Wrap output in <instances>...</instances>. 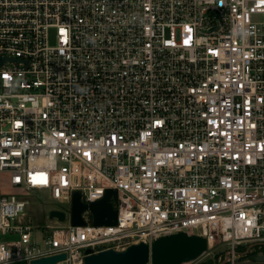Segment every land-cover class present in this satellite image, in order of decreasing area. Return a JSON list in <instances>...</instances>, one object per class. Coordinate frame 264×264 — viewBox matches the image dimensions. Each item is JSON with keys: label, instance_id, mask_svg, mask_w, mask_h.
Returning <instances> with one entry per match:
<instances>
[{"label": "built area", "instance_id": "1", "mask_svg": "<svg viewBox=\"0 0 264 264\" xmlns=\"http://www.w3.org/2000/svg\"><path fill=\"white\" fill-rule=\"evenodd\" d=\"M0 57V264L180 231L206 241L182 264L264 244V0H0ZM107 188L117 223L72 226V194ZM32 197L65 221L33 224Z\"/></svg>", "mask_w": 264, "mask_h": 264}, {"label": "water", "instance_id": "2", "mask_svg": "<svg viewBox=\"0 0 264 264\" xmlns=\"http://www.w3.org/2000/svg\"><path fill=\"white\" fill-rule=\"evenodd\" d=\"M4 57H0V65ZM117 200L115 189H105L104 195L97 200L84 202L79 192L72 194L69 222L72 226L85 224L82 214L88 211L93 225H115L117 223V209L114 203ZM50 218L65 221L62 210L51 209ZM206 249L205 239L196 234L175 232L163 235L150 244L140 241L131 243L125 248H106L94 252L92 248L84 250L83 264H182L200 256ZM65 253L51 254L34 258L29 264H57L65 260ZM264 261V253L257 256Z\"/></svg>", "mask_w": 264, "mask_h": 264}, {"label": "rangeland", "instance_id": "3", "mask_svg": "<svg viewBox=\"0 0 264 264\" xmlns=\"http://www.w3.org/2000/svg\"><path fill=\"white\" fill-rule=\"evenodd\" d=\"M54 29H49V38L48 41L50 44H53L55 41V33ZM7 174L5 172H0V177L6 178ZM67 205L68 203H53L47 204L42 199L32 197L31 198V204L26 209V218H30L32 220L33 224H37L41 227L44 226L45 223L50 221V217L47 214V211L51 207L61 208L67 211ZM55 223V222H53ZM45 230V229H44ZM6 237H16V236H6ZM246 247V255L240 256L236 259V264H264L263 260H258L257 256L264 253L262 252L263 247H260L259 245H256L254 243H250L245 245ZM244 249V246H242ZM217 256L215 258H211L208 256L201 257V262L199 263H191V264H218ZM11 264H24L23 261H14ZM65 264V263H61Z\"/></svg>", "mask_w": 264, "mask_h": 264}, {"label": "trees", "instance_id": "4", "mask_svg": "<svg viewBox=\"0 0 264 264\" xmlns=\"http://www.w3.org/2000/svg\"><path fill=\"white\" fill-rule=\"evenodd\" d=\"M256 245H259L260 247H263V251L262 252H264V244H256Z\"/></svg>", "mask_w": 264, "mask_h": 264}]
</instances>
